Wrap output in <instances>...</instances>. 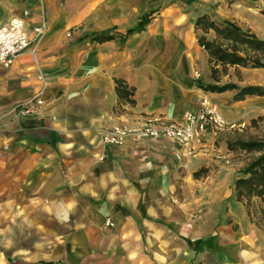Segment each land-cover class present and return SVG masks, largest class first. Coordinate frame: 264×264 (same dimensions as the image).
I'll list each match as a JSON object with an SVG mask.
<instances>
[{
	"label": "crops",
	"instance_id": "obj_1",
	"mask_svg": "<svg viewBox=\"0 0 264 264\" xmlns=\"http://www.w3.org/2000/svg\"><path fill=\"white\" fill-rule=\"evenodd\" d=\"M187 1H195L193 5L200 1L199 7H187ZM253 8L238 0H0V27L25 13L30 37L34 27L47 25L37 65L26 53L11 67H0V111L33 98L39 87L37 70L49 83L40 114L16 119L14 132L5 140L11 150L0 160L7 161L12 189L33 194L9 198L11 216L50 218L63 227L70 218H81L74 227L75 237L87 238L86 252L91 247L95 253L96 239L104 238L111 242L112 253L125 252L124 264H198L192 261L193 236L195 240L212 236L204 223L190 222L193 206L204 209L198 218H237L229 209L239 202L230 201L228 212L222 211L232 195L233 152L215 149L211 139L183 165L177 158L182 150L167 139L113 147L103 146L101 137L112 126L139 125L148 118L181 122L202 99L219 103L225 114L234 117L264 113V107L246 104L264 103V96L233 101L231 93L202 91L193 76L198 72L200 81L209 83V57L197 42L196 19L208 15L233 21ZM151 13L143 31L125 35ZM104 31H114L117 39L87 40ZM115 80L134 89L133 105L118 106ZM209 167L205 179H192V173ZM35 175L38 180H32ZM193 188L201 196L193 199ZM19 206L25 207L22 215L17 214ZM208 207L220 210L208 214ZM107 219L114 228L105 227ZM229 234L222 228L213 235V256L204 264H242L248 255L264 261V245L258 238H253L249 250L227 242ZM51 236L45 240L52 246L46 261L73 264L58 249L66 245L67 236L59 231ZM17 238L15 224L0 225V264H47L36 263L30 246L20 247ZM117 240L120 248L115 247Z\"/></svg>",
	"mask_w": 264,
	"mask_h": 264
},
{
	"label": "rangeland",
	"instance_id": "obj_2",
	"mask_svg": "<svg viewBox=\"0 0 264 264\" xmlns=\"http://www.w3.org/2000/svg\"><path fill=\"white\" fill-rule=\"evenodd\" d=\"M238 1H240L241 3L247 6H252L254 8L250 10H246L245 12H247L248 14H240L239 19H234L233 21L228 20V22L235 24L243 31H247L251 34H254L259 39L264 40V0H246V1L238 0ZM199 2L200 1H196V4L193 5L195 1H187V7H191L193 5L194 8L195 7L198 8L199 6L197 5H199ZM150 15H153V13L149 15H144L146 17H142V21L145 19H148ZM21 17L26 20V18L28 17V14L25 13ZM208 17L211 18V16H208ZM213 20H216V22L221 21L219 19H213ZM82 26L83 24H81L79 28H81ZM110 35L113 36V40L117 39V35L114 31H112ZM202 35L204 34L200 30H198L197 37L202 36ZM205 37L207 40H213L216 38L213 31H209L207 34H205ZM89 39L90 37L88 36L87 40ZM0 67L5 68V69L9 68V67H3L1 65ZM210 68L211 66L209 64V69ZM217 68L218 70H220V72L216 74V77H215L216 80L212 79L211 70H210L209 83L201 82L200 74L198 72H195L193 76L198 84L200 83L203 85L223 86V85L233 84V85L238 86V88H244L247 86H255V87L264 88V69H245L242 67H227L225 69L226 72L223 73L221 71V67H217ZM37 72L42 73L40 70H37ZM48 86H49V83H48ZM226 92L233 94L232 99L234 101V96L236 95L237 90L226 91ZM226 92H223V93H226ZM246 98L247 97H245L243 100H245ZM209 101L211 103H214L218 107L221 115L223 116L225 121L228 123V126L220 132L208 134V136L202 140L200 146L195 148L193 156L184 157L183 156L184 151L179 147L183 153L181 154L180 157H177V158L183 165H186V163L188 164L189 159H192L195 156L199 155L201 151L204 149V145L206 144V142L211 139H214L215 149L223 148V150H229L228 143H234L238 140L264 141V113L257 114V115L254 114L252 118H249V115L241 117L243 114H241V111H240L241 116L239 115V117H234L231 115V112H228L229 114H225V110H223V108L221 107L219 103L213 102L211 100ZM249 102L246 103L247 106L249 105V106H255V107H264V103H260V101H249ZM200 105L197 109L189 110V111L199 110ZM17 106L19 105L14 106L12 109H9L8 111H0V152L3 153L2 155H0V158L1 156L6 157L9 151L11 150L10 143L5 140L15 130V127L12 126L13 122L16 119H20V118L38 116L42 109L41 107L40 109L36 111L35 114L24 116V115H21L17 111L15 112V109L17 108ZM244 111L245 110H243V112ZM226 115L228 117H225ZM171 122H175V121H171ZM115 126H128V125H115ZM133 126H138V125H133ZM157 139H165V138H157ZM146 140H150V139H146ZM146 140L136 141V142L128 140L125 143L127 142L139 143V142H143ZM169 141H172V140H169ZM123 145L115 146V147H122ZM231 152H233V155L229 157V166L231 165L232 167L231 171L234 172V179L232 180V185H231L232 195L229 199H227L223 203L224 205L222 206V211H226V213L228 212L229 202L235 201V194L233 191L234 181L239 176V172L254 157L257 156L256 153L247 154L239 150H235ZM6 162L3 163L0 160V167L1 166L4 167L2 170H0V222H1L0 225H4L6 227L9 224L10 225L15 224L16 231H18L17 240L19 241V246L25 247V248L30 246L29 249H31L32 257L34 258L36 263L38 262H41V263L47 262V264L50 263L49 261H46V259L49 257V256H46V251H49L52 248V246H48L50 243L47 244L45 240L47 239H49V241L51 240V237L54 236V235L51 236L52 231L53 232L59 231L61 235L67 236L66 237L67 239L65 240V242L67 241L66 245L63 246L62 250H61V247H59L58 249L61 254L63 253L65 254V261L68 263L72 262L73 264H124L126 262L127 259H126L125 252H120L117 249L115 250L114 253H112L111 252L112 249H109L111 242L108 243L107 240L104 238L96 239L95 253H92V250L90 247L89 249L90 253L88 254L86 252V250L88 249L87 238L82 239L79 237H75L76 233H75L74 227L78 223H80L79 221L81 220V218H70V221L67 222L65 227H63V224L57 225L50 218L49 219L35 218V217L34 218H13V216H11L10 208L6 205L7 200L13 196L22 198L24 197V194L27 195L28 197H32L33 194L31 193V191L21 190L19 192H15L12 189L14 178L10 176V174H8ZM210 169H211L210 167L208 169H205V168L199 169L196 173L195 172L192 173V179H195V178L205 179L206 175L209 174ZM32 180H38V176L37 175L33 176ZM204 181L209 182V180H204ZM189 183H191V179L189 180ZM194 188L192 191L193 199L197 196H201L198 193V191L196 192L194 191ZM239 203L240 205H238V207L236 208L232 207L229 209V213L232 215H237V218H198L205 213L204 209L203 208L201 209L200 207H196V205L193 206L192 218H189L190 222H192L193 226H199L202 223H204L203 226L207 229V234L209 235V237L212 236L209 239L207 238L205 240L204 239L195 240L194 239L195 236H193V241L191 243V251L193 253V256H192L193 262L198 263V264H204L205 262L209 261V258L213 256L212 250L214 249V246L211 243L214 241L215 236L213 235H215V233H217L222 228H225L230 233L229 235H227V238H230V239H227V242H230V243L237 242L236 244L239 248L247 246V249L250 250V248L254 245V239H253L254 237L258 238L259 244L263 243L264 245V233L254 225V222L258 221V218H259L258 214L254 212L252 218L248 217L246 206L249 203H246L245 201L239 202ZM249 206H250L251 211L254 210L251 204H249ZM24 208L22 206L16 207L17 214L22 215ZM29 209L30 208H28V210ZM219 210L220 208H214V207L209 208L208 207V214H212L213 212L216 213ZM104 225L108 229L115 227V224L111 219H107ZM253 232H256L258 236H255L254 235L255 233L253 234ZM231 236L233 237V239H231ZM238 236L241 238L240 241H238ZM244 236H249L252 238L251 239L244 238ZM64 238L65 237H62L61 239L63 240ZM65 242L62 244L64 245ZM119 242L120 240H117L114 242V244L116 245L115 246L116 248L117 247L120 248L121 242L120 243ZM75 250L77 251L76 254H75ZM145 250L149 251L147 247H145ZM195 252L196 254L194 256ZM163 260L164 261H162V263L166 262L165 257H163ZM263 262L264 261L256 259L253 256L250 257L249 255L247 256V258L241 259L242 264H252V263L253 264L254 263L264 264Z\"/></svg>",
	"mask_w": 264,
	"mask_h": 264
},
{
	"label": "trees",
	"instance_id": "obj_3",
	"mask_svg": "<svg viewBox=\"0 0 264 264\" xmlns=\"http://www.w3.org/2000/svg\"><path fill=\"white\" fill-rule=\"evenodd\" d=\"M149 19L141 20L137 26L126 31V36L143 31L149 24ZM195 27L204 35L197 37V42L208 54V62L211 66V77L216 80V74L221 71L226 72L227 67H242L245 69H264V40L259 39L254 34L241 30L235 24L226 20L216 22L212 18L204 15L197 19ZM213 31L215 39L207 40L205 34ZM112 31L94 32L90 37V42L104 43L113 40L110 35ZM115 92L118 98V106L133 105L134 89L122 80H115ZM198 88L204 92L223 93L237 90L234 101H241L245 97H263L264 88L247 86L238 88L233 84L217 86L198 84ZM231 151L252 154L254 157L240 172L233 184V191L236 202L249 203L254 210H250L247 204V216L252 218L253 213L258 214V221L254 225L264 233V141H242L228 143Z\"/></svg>",
	"mask_w": 264,
	"mask_h": 264
},
{
	"label": "built area",
	"instance_id": "obj_4",
	"mask_svg": "<svg viewBox=\"0 0 264 264\" xmlns=\"http://www.w3.org/2000/svg\"><path fill=\"white\" fill-rule=\"evenodd\" d=\"M246 1V0H242ZM47 34L46 23L33 28L32 37L26 30V21L14 17L0 27V65L10 67L23 54L30 53L37 65V50ZM39 87L33 98L26 104L17 106L15 112L21 115L35 114L45 105L44 94L48 83L42 73L37 72ZM228 126L218 107L203 99L199 110L186 111L182 122H171L160 118H148L138 126H114L102 134L104 146H121L126 141L165 138L174 141L183 151L184 157L194 155L196 147L210 133L224 130Z\"/></svg>",
	"mask_w": 264,
	"mask_h": 264
}]
</instances>
